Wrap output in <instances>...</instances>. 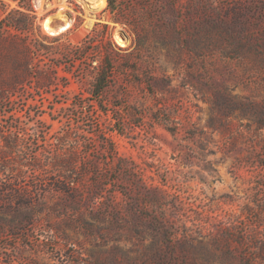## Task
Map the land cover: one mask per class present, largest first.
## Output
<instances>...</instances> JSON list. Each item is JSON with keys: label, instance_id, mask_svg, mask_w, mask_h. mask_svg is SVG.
I'll return each mask as SVG.
<instances>
[{"label": "rangeland", "instance_id": "374dc122", "mask_svg": "<svg viewBox=\"0 0 264 264\" xmlns=\"http://www.w3.org/2000/svg\"><path fill=\"white\" fill-rule=\"evenodd\" d=\"M263 2L29 0L0 45V264H264Z\"/></svg>", "mask_w": 264, "mask_h": 264}, {"label": "trees", "instance_id": "16d2710c", "mask_svg": "<svg viewBox=\"0 0 264 264\" xmlns=\"http://www.w3.org/2000/svg\"><path fill=\"white\" fill-rule=\"evenodd\" d=\"M17 2V7L11 9L7 12V4L3 1H0V45L7 41V37L5 36L4 31H13L18 33V35L27 34L29 29L33 26L35 21V15L33 9L29 3V0L21 5V0H12ZM124 0H106L107 9L113 15H119L121 10V4ZM1 2L3 3L1 4ZM6 4V5H5ZM264 5V2H263ZM116 20V19H115ZM105 27V25H104ZM105 37L104 32H98L96 34V38L103 39ZM25 71H28V66L23 67ZM95 69L94 81L91 86L90 94L94 97L95 102L101 104V99L104 92L108 88L111 80V74L113 73V67L110 64H99ZM101 107V105H100ZM160 224V223H158ZM159 226H155L152 230H162L161 228H157ZM252 243V241H250ZM253 244V243H252ZM257 247L256 243L254 244V258H259L264 260V245ZM145 251L152 252L153 255L157 256L160 255V251L155 249L153 245Z\"/></svg>", "mask_w": 264, "mask_h": 264}]
</instances>
